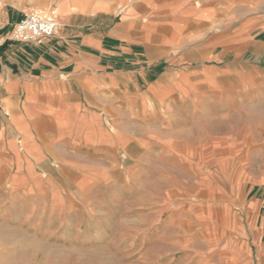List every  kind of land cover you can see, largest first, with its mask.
Returning a JSON list of instances; mask_svg holds the SVG:
<instances>
[{
    "label": "crops",
    "instance_id": "obj_1",
    "mask_svg": "<svg viewBox=\"0 0 264 264\" xmlns=\"http://www.w3.org/2000/svg\"><path fill=\"white\" fill-rule=\"evenodd\" d=\"M13 9L0 6V190L47 191L65 206L74 184L118 173L136 127L217 116L234 128L227 150L264 158V0H49ZM36 9L59 23L55 34L14 40ZM234 186L198 229L224 235L221 264H264V173L245 172ZM200 192L205 202L214 196Z\"/></svg>",
    "mask_w": 264,
    "mask_h": 264
},
{
    "label": "rangeland",
    "instance_id": "obj_2",
    "mask_svg": "<svg viewBox=\"0 0 264 264\" xmlns=\"http://www.w3.org/2000/svg\"><path fill=\"white\" fill-rule=\"evenodd\" d=\"M48 1L0 6L17 12ZM224 122L136 127V143L121 146L118 173L74 184L65 206L47 191L15 197L0 190V264H221L224 235L200 231L198 221L210 204L224 203L243 173H264L256 151L227 150L223 139L234 128ZM204 188L214 193L208 204Z\"/></svg>",
    "mask_w": 264,
    "mask_h": 264
},
{
    "label": "built area",
    "instance_id": "obj_3",
    "mask_svg": "<svg viewBox=\"0 0 264 264\" xmlns=\"http://www.w3.org/2000/svg\"><path fill=\"white\" fill-rule=\"evenodd\" d=\"M59 23L38 10L26 13L16 24L12 38L20 42L38 43L43 38L55 34Z\"/></svg>",
    "mask_w": 264,
    "mask_h": 264
},
{
    "label": "bare ground",
    "instance_id": "obj_4",
    "mask_svg": "<svg viewBox=\"0 0 264 264\" xmlns=\"http://www.w3.org/2000/svg\"><path fill=\"white\" fill-rule=\"evenodd\" d=\"M41 12V11H40ZM41 13H43V12H41Z\"/></svg>",
    "mask_w": 264,
    "mask_h": 264
}]
</instances>
